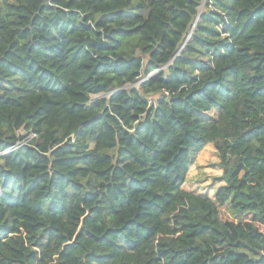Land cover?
<instances>
[{"label":"trees","instance_id":"16d2710c","mask_svg":"<svg viewBox=\"0 0 264 264\" xmlns=\"http://www.w3.org/2000/svg\"><path fill=\"white\" fill-rule=\"evenodd\" d=\"M21 130L0 264H264V0H0V152Z\"/></svg>","mask_w":264,"mask_h":264},{"label":"rangeland","instance_id":"374dc122","mask_svg":"<svg viewBox=\"0 0 264 264\" xmlns=\"http://www.w3.org/2000/svg\"><path fill=\"white\" fill-rule=\"evenodd\" d=\"M203 1L204 0H202V3ZM163 68H165V66ZM220 174L221 169L218 166L216 151L214 147L209 144L197 155L194 164L189 170L184 188L212 197V189L218 185Z\"/></svg>","mask_w":264,"mask_h":264},{"label":"built area","instance_id":"2783aa9c","mask_svg":"<svg viewBox=\"0 0 264 264\" xmlns=\"http://www.w3.org/2000/svg\"><path fill=\"white\" fill-rule=\"evenodd\" d=\"M36 137V134L34 132H24V131H20L19 133V137L17 139L16 142L9 144L7 147H5L1 152L0 155H6L9 154L11 151H13L14 149H16L17 147L28 143L30 140H32L33 138Z\"/></svg>","mask_w":264,"mask_h":264},{"label":"crops","instance_id":"0c3cea01","mask_svg":"<svg viewBox=\"0 0 264 264\" xmlns=\"http://www.w3.org/2000/svg\"><path fill=\"white\" fill-rule=\"evenodd\" d=\"M224 182L222 181V180H219V182H218V184L220 185V184H223ZM212 195H214V188L212 189ZM213 197V196H212Z\"/></svg>","mask_w":264,"mask_h":264}]
</instances>
